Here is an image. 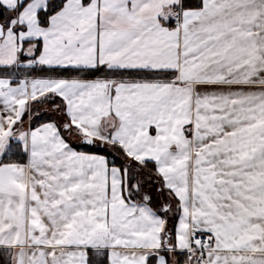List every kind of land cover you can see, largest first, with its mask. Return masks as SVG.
Instances as JSON below:
<instances>
[{
	"label": "snow or ice",
	"instance_id": "1",
	"mask_svg": "<svg viewBox=\"0 0 264 264\" xmlns=\"http://www.w3.org/2000/svg\"><path fill=\"white\" fill-rule=\"evenodd\" d=\"M0 264H264V0H0Z\"/></svg>",
	"mask_w": 264,
	"mask_h": 264
},
{
	"label": "trees",
	"instance_id": "2",
	"mask_svg": "<svg viewBox=\"0 0 264 264\" xmlns=\"http://www.w3.org/2000/svg\"><path fill=\"white\" fill-rule=\"evenodd\" d=\"M45 119H47L48 117H44Z\"/></svg>",
	"mask_w": 264,
	"mask_h": 264
}]
</instances>
